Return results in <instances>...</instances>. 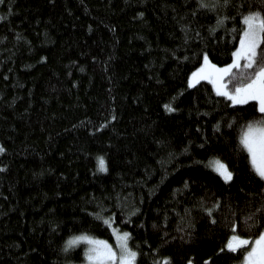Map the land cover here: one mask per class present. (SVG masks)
Listing matches in <instances>:
<instances>
[{"label": "trees", "instance_id": "trees-1", "mask_svg": "<svg viewBox=\"0 0 264 264\" xmlns=\"http://www.w3.org/2000/svg\"><path fill=\"white\" fill-rule=\"evenodd\" d=\"M250 3L0 0V264L83 262V242L62 249L81 232L112 241L101 209L131 233L136 264L241 261L230 224L248 235L244 217L264 222V181L238 134L261 114L188 78L203 52L230 62ZM213 156L232 180L206 166ZM217 202L213 223L203 209Z\"/></svg>", "mask_w": 264, "mask_h": 264}, {"label": "snow or ice", "instance_id": "snow-or-ice-1", "mask_svg": "<svg viewBox=\"0 0 264 264\" xmlns=\"http://www.w3.org/2000/svg\"><path fill=\"white\" fill-rule=\"evenodd\" d=\"M229 3L230 0H212L211 3L206 0H198V7L215 10L221 5L227 6ZM2 18L0 17V19ZM224 19L225 17H219L217 24L222 23ZM240 21L239 43L231 52L230 62L214 63L209 58V54L203 52L202 63L190 74L188 86L192 87L200 80H206L211 83L217 95L230 101L234 106L246 105L248 101L257 102L253 108L258 109L261 115H253L240 126L237 148L247 154L246 159L252 170L264 181V0H260V4L255 8L250 3L248 10L240 15ZM233 30L235 31V29ZM165 108L169 111L174 110L170 104H166ZM232 119L234 120L235 117ZM227 124L228 127H232V120H229ZM213 127L219 130L222 124L217 121ZM4 151V147L0 145V152ZM96 159L97 169L107 171L104 156L99 155ZM206 166L219 173L225 182L233 179L232 170L218 156L211 157ZM186 186L187 184H185ZM218 206L217 202L211 207L203 209L212 217L213 223H215L213 210ZM102 212L103 209L93 215L111 227L116 242L115 247L108 240L81 232L69 236L62 250L69 252L83 242L86 245L83 250L84 264H136L139 253L128 243L131 233L112 226L114 217L103 216ZM257 212L264 213V209H257ZM262 225L264 222L259 218L244 217L242 220L243 229L252 234L241 235L236 232L237 223L233 221L230 224L232 234L228 237L226 249L232 252L240 249L242 253L240 264H264V226ZM163 261H170V257H163ZM187 264H193L192 260H188Z\"/></svg>", "mask_w": 264, "mask_h": 264}, {"label": "rangeland", "instance_id": "rangeland-1", "mask_svg": "<svg viewBox=\"0 0 264 264\" xmlns=\"http://www.w3.org/2000/svg\"><path fill=\"white\" fill-rule=\"evenodd\" d=\"M195 69H196V68H195ZM195 69H194V70H195ZM194 70H193V71H194ZM193 71H192V72H193ZM192 72H191V73H192ZM191 73H190V74H191ZM189 76H190V75H189ZM218 174H219V173H218ZM105 240H108V239H105ZM108 241H109V243L112 244L114 247L116 246V242H115V238H114V236H113V238H112V241H110V240H108ZM241 259H242V254H241V256H240V260H241ZM84 262H85V259H84L83 262L78 263V264H84ZM238 264H240V262H239Z\"/></svg>", "mask_w": 264, "mask_h": 264}]
</instances>
